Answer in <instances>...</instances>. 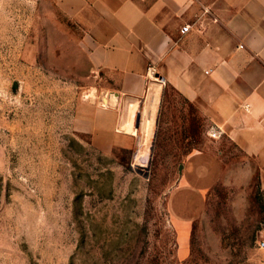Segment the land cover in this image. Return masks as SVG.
<instances>
[{
    "label": "rangeland",
    "instance_id": "obj_1",
    "mask_svg": "<svg viewBox=\"0 0 264 264\" xmlns=\"http://www.w3.org/2000/svg\"><path fill=\"white\" fill-rule=\"evenodd\" d=\"M71 31L41 0H0V264H264L254 161L169 87L150 142L117 127L126 101ZM195 152L221 170L205 208V182L176 189Z\"/></svg>",
    "mask_w": 264,
    "mask_h": 264
},
{
    "label": "crops",
    "instance_id": "obj_2",
    "mask_svg": "<svg viewBox=\"0 0 264 264\" xmlns=\"http://www.w3.org/2000/svg\"><path fill=\"white\" fill-rule=\"evenodd\" d=\"M41 5L49 17L71 25L70 37L90 68L113 83V96L126 101V117L121 104L114 111L117 127L132 130L133 137L136 130L135 138L150 142L164 88H172L210 122L211 137L229 139L254 161L248 181L256 176L264 193V0H41ZM190 159L176 189L190 187L194 178L205 182L197 188L205 208L221 170L202 152ZM172 216L180 236H189L193 222L179 212Z\"/></svg>",
    "mask_w": 264,
    "mask_h": 264
},
{
    "label": "water",
    "instance_id": "obj_3",
    "mask_svg": "<svg viewBox=\"0 0 264 264\" xmlns=\"http://www.w3.org/2000/svg\"><path fill=\"white\" fill-rule=\"evenodd\" d=\"M158 123H159V117H158V119H157V125H158ZM154 143L155 142H153V144H152V151H153V149H154ZM136 172L139 174V175H142V176H144L145 178H148L149 177V167H143V168H141V169H138V170H136Z\"/></svg>",
    "mask_w": 264,
    "mask_h": 264
},
{
    "label": "built area",
    "instance_id": "obj_4",
    "mask_svg": "<svg viewBox=\"0 0 264 264\" xmlns=\"http://www.w3.org/2000/svg\"><path fill=\"white\" fill-rule=\"evenodd\" d=\"M28 1H35V0H28ZM155 73L152 71V69L148 70V76L150 78H154ZM260 248L264 249V240L260 242Z\"/></svg>",
    "mask_w": 264,
    "mask_h": 264
}]
</instances>
